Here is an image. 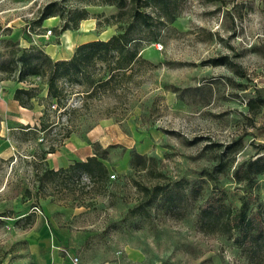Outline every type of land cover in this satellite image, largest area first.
<instances>
[{"label": "rangeland", "instance_id": "1", "mask_svg": "<svg viewBox=\"0 0 264 264\" xmlns=\"http://www.w3.org/2000/svg\"><path fill=\"white\" fill-rule=\"evenodd\" d=\"M113 1L0 0V264H264V105L248 107L264 103V0H169L171 22L139 7L154 23L137 28L147 64L91 98L65 84L75 112L61 116L42 78L17 82L11 62L31 49L69 59L109 39L129 17ZM45 7L59 16L38 27ZM82 11L87 19L61 33ZM17 88L30 90L33 109L8 100ZM45 104L73 130L41 161L61 135L33 131ZM94 153L105 182L82 175L38 190L45 168ZM220 206L216 223L210 208ZM242 206L246 225L226 231Z\"/></svg>", "mask_w": 264, "mask_h": 264}, {"label": "trees", "instance_id": "2", "mask_svg": "<svg viewBox=\"0 0 264 264\" xmlns=\"http://www.w3.org/2000/svg\"><path fill=\"white\" fill-rule=\"evenodd\" d=\"M110 5H115L120 12L116 15L121 18L128 13L129 17L123 25H119V32L112 35L109 39L94 40L78 45L69 59L54 61L49 55L37 50L36 52L31 50H23L21 55L12 60V64H20L21 70L16 79L17 82H26L29 77L38 76L42 78L44 84L47 85V100L49 102L55 101L58 110L61 109L60 115L67 116L75 112V109L68 108L66 105L67 92L65 90V84L78 85L82 88V93L86 98L93 97L100 89L103 92L107 91L112 81L117 79L120 75L125 77L129 76L126 71L130 70L132 66L138 62L147 64V61L139 55L138 47L141 43L139 37V31L137 28L150 29L153 26V18L140 10L139 7L154 6L157 9L167 12L163 13V17L171 22L174 20V15L169 12V0H114ZM126 8V9H125ZM59 16L50 7H45L40 12L35 25L41 26L44 20ZM87 19L86 11L76 13L70 20L69 24H65L60 32L66 30H76L80 21ZM69 22V21H68ZM100 24L97 23V27ZM39 53V55H38ZM215 65L225 64L221 59H214ZM99 65L98 69L96 68ZM107 70V74L104 72ZM99 72V75L97 73ZM62 83V84H61ZM13 99L19 103V105L25 109H33L31 101L30 90L17 88L14 90ZM254 100L249 101L248 107L251 110L264 105H253ZM264 102V101H262ZM51 113L49 105H44L42 113L39 117V127H33V131H41L49 134L53 129H57L61 134L60 137L54 139H48L50 141L46 150H41L38 157L41 161L46 159V156L50 153H54L56 146H59L63 141L68 138L72 132L73 125L71 124V118H67L65 121L58 119L57 121H51ZM28 131L30 126H27ZM45 141V137L41 139V142ZM47 141V140H46ZM143 160V156L137 153L134 154L132 161ZM82 175L86 176L89 182L95 184H101L107 180V169L99 160L97 153L88 157L85 161H77L69 165L67 168H60L58 170L45 168L43 174L37 176V188L38 190L44 189V184L49 183L53 187H67L68 183L74 178H80ZM241 210L234 215L230 221H225L227 225L226 231L241 229L246 225L247 221ZM206 213L208 212L205 209ZM212 210V220L216 223L222 222L221 206L210 208ZM211 214V212H210ZM211 219V218H210Z\"/></svg>", "mask_w": 264, "mask_h": 264}, {"label": "crops", "instance_id": "3", "mask_svg": "<svg viewBox=\"0 0 264 264\" xmlns=\"http://www.w3.org/2000/svg\"><path fill=\"white\" fill-rule=\"evenodd\" d=\"M43 25V24H42ZM95 28V23H92L88 26V30H89V33L92 32ZM12 96H13V93L10 92V94L8 95V100L11 99L12 100ZM29 123V121H28ZM26 124V123H25Z\"/></svg>", "mask_w": 264, "mask_h": 264}, {"label": "built area", "instance_id": "4", "mask_svg": "<svg viewBox=\"0 0 264 264\" xmlns=\"http://www.w3.org/2000/svg\"><path fill=\"white\" fill-rule=\"evenodd\" d=\"M47 34L49 35V34H51V29H47ZM161 46V45H160ZM73 261H74V263H76L77 261H78V259L75 257L74 259H73Z\"/></svg>", "mask_w": 264, "mask_h": 264}]
</instances>
